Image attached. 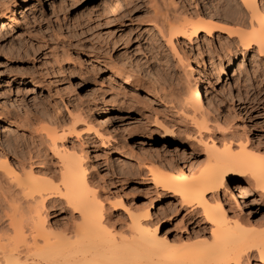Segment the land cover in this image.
<instances>
[{"label":"rangeland","instance_id":"374dc122","mask_svg":"<svg viewBox=\"0 0 264 264\" xmlns=\"http://www.w3.org/2000/svg\"><path fill=\"white\" fill-rule=\"evenodd\" d=\"M161 1L0 0L1 17L12 22L10 27L0 23V156L14 168L32 163L38 173H57L59 163L43 141V127L58 122L68 126L84 111L98 126L102 119L96 106L106 107L111 117L102 141L95 133H83V119L74 124L79 131L65 137L68 145L86 152L87 177L104 199L105 219L127 235L131 212L146 207L145 220L156 233L187 240L201 233L208 236L209 224L199 209L155 185L146 168L135 167L137 161L168 170L194 159L204 161L206 150L198 137L208 135L223 147L233 132L234 138H246L252 148L264 152V57L255 46L244 51L231 42L234 54L228 63L217 46L225 39L220 35L210 41L179 38L172 53L149 20L155 8L173 9L172 0L165 5ZM175 1L176 7L200 6L215 13L229 3ZM177 55L189 56L198 66L209 101L208 128L200 135L160 90V84L167 88L181 75ZM115 157L124 164L114 162ZM243 180L244 175L232 176L229 189ZM224 205L229 211L228 203ZM257 207L250 204L249 211L240 213L245 223L263 222L264 227V203ZM45 210L57 233L79 221L63 200L46 204ZM256 257L252 253L245 264H261Z\"/></svg>","mask_w":264,"mask_h":264},{"label":"bare ground","instance_id":"6f19581e","mask_svg":"<svg viewBox=\"0 0 264 264\" xmlns=\"http://www.w3.org/2000/svg\"><path fill=\"white\" fill-rule=\"evenodd\" d=\"M43 1L53 4V0ZM164 1H161L163 5ZM175 2L169 3L174 5L172 10L155 8L153 17L149 15L151 26L172 53L179 38L188 42L199 38L210 41L214 35H220L225 39L216 45L225 51L228 63L234 54L229 49L231 42L244 51L255 46L256 52L264 57V0H226L229 8L223 6L222 13L197 8V3L194 10L176 7ZM0 23L2 27L12 26L1 15ZM178 61L182 68L178 81L167 88L162 83L160 90L164 99L173 102L200 135L208 128L209 101L204 97L198 66L189 56L179 55ZM96 109L102 119L98 126L84 111L73 116L68 126L58 122L43 127V141L56 154L59 163L57 173H38L32 169V163L14 168L5 156H0V190L8 191L0 193V264H245L254 252L264 264L263 222L245 223L240 213L249 211L250 204L259 207L264 203V152L252 148L246 138H234L233 132L223 147L217 146L208 135H200L198 141L206 150L204 161L194 159L174 170L137 161L135 167L146 168L150 179L161 190L178 196L187 207L199 209L209 224V232L208 236L201 233L187 240H168L145 220L149 213L144 207L131 212L128 234L123 235L104 217V199L98 196L87 177L86 152L65 141L67 133L76 134L74 124L81 119L83 133H95L99 140L104 139L109 133L106 123L111 116L106 107L96 106ZM115 158L116 163L124 160ZM234 175H244L247 180L238 181L230 190L228 183ZM58 200H63L79 216V221L63 233L55 232L48 224L45 210L46 204ZM224 203H228L231 214Z\"/></svg>","mask_w":264,"mask_h":264}]
</instances>
